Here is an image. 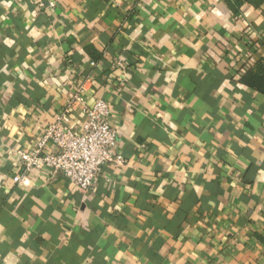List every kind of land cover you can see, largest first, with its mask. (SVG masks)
I'll return each instance as SVG.
<instances>
[{
  "label": "crops",
  "instance_id": "0c3cea01",
  "mask_svg": "<svg viewBox=\"0 0 264 264\" xmlns=\"http://www.w3.org/2000/svg\"><path fill=\"white\" fill-rule=\"evenodd\" d=\"M48 1L0 0V264H264V0ZM81 84L124 163L14 183Z\"/></svg>",
  "mask_w": 264,
  "mask_h": 264
},
{
  "label": "built area",
  "instance_id": "2783aa9c",
  "mask_svg": "<svg viewBox=\"0 0 264 264\" xmlns=\"http://www.w3.org/2000/svg\"><path fill=\"white\" fill-rule=\"evenodd\" d=\"M47 4L56 5L55 0ZM117 62L123 69L124 63ZM85 91V84H81L45 126L33 148L17 151L19 171L12 178L14 183L27 184L35 172L48 169L52 176L60 173L82 191L89 192L103 166L124 163L123 156L116 151L118 132L111 122V104L97 98L89 107L83 98ZM78 108L84 118L73 128L70 120Z\"/></svg>",
  "mask_w": 264,
  "mask_h": 264
},
{
  "label": "trees",
  "instance_id": "16d2710c",
  "mask_svg": "<svg viewBox=\"0 0 264 264\" xmlns=\"http://www.w3.org/2000/svg\"><path fill=\"white\" fill-rule=\"evenodd\" d=\"M241 79L245 85L256 88L264 94V60L260 61L254 70L243 74Z\"/></svg>",
  "mask_w": 264,
  "mask_h": 264
}]
</instances>
